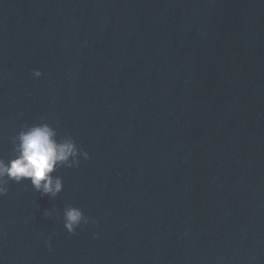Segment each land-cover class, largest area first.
I'll return each instance as SVG.
<instances>
[{"label":"water","instance_id":"1","mask_svg":"<svg viewBox=\"0 0 264 264\" xmlns=\"http://www.w3.org/2000/svg\"><path fill=\"white\" fill-rule=\"evenodd\" d=\"M41 122L89 158L9 181L0 264H264V0H0V159Z\"/></svg>","mask_w":264,"mask_h":264},{"label":"clouds","instance_id":"2","mask_svg":"<svg viewBox=\"0 0 264 264\" xmlns=\"http://www.w3.org/2000/svg\"><path fill=\"white\" fill-rule=\"evenodd\" d=\"M32 75L39 78L42 73L33 69ZM10 140L12 158L7 162L0 159V197L7 193L9 181L17 184L27 181L41 198H55L63 188L62 179L53 175L56 169L61 166L75 168L80 164V157L84 160L89 158L86 151L77 148L71 136L65 135L58 139L56 129L47 122L22 125ZM41 212L48 218L56 209L45 208ZM62 220L63 227L69 234H74L78 227L95 223L80 208L71 204L64 207ZM92 238H96L95 233ZM45 243L50 249V243Z\"/></svg>","mask_w":264,"mask_h":264}]
</instances>
